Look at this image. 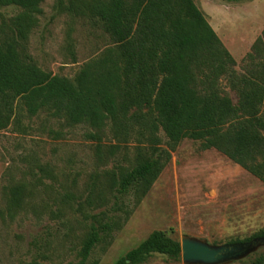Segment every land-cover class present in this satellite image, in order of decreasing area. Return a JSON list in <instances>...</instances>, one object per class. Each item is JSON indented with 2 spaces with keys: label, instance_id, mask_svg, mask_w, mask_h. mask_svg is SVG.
Here are the masks:
<instances>
[{
  "label": "rangeland",
  "instance_id": "rangeland-1",
  "mask_svg": "<svg viewBox=\"0 0 264 264\" xmlns=\"http://www.w3.org/2000/svg\"><path fill=\"white\" fill-rule=\"evenodd\" d=\"M95 0H42L25 51L44 72L73 80L112 47L90 16ZM244 74L245 60L264 31V0H194ZM23 12L0 7L10 25ZM223 91L236 103L226 78ZM20 103V102H18ZM160 137L165 142L163 133ZM147 145L101 129L71 125L48 112L18 109L0 131V264H114L154 231L210 246L232 245L264 233V184L200 142L185 140L148 195L118 194L119 182L142 160ZM23 189L19 207L15 189ZM100 241L84 258L93 230ZM264 246L226 264H250ZM146 264H184L154 255Z\"/></svg>",
  "mask_w": 264,
  "mask_h": 264
},
{
  "label": "trees",
  "instance_id": "trees-1",
  "mask_svg": "<svg viewBox=\"0 0 264 264\" xmlns=\"http://www.w3.org/2000/svg\"><path fill=\"white\" fill-rule=\"evenodd\" d=\"M41 3L0 0V7L23 10L10 25L0 22V131L19 108L71 125L110 124L117 140L151 152L121 177L120 195L146 197L185 140L200 142L203 152L216 150L264 184V31L245 58L249 69L239 74L194 0H95L90 16L112 47L70 80L44 72L26 54ZM223 78L236 103L223 91ZM22 190H14L12 205L20 206ZM260 238L264 233L232 245ZM99 241L94 229L84 258ZM154 255L178 261L180 242L154 231L114 264H146ZM250 264H264V253Z\"/></svg>",
  "mask_w": 264,
  "mask_h": 264
},
{
  "label": "water",
  "instance_id": "water-1",
  "mask_svg": "<svg viewBox=\"0 0 264 264\" xmlns=\"http://www.w3.org/2000/svg\"><path fill=\"white\" fill-rule=\"evenodd\" d=\"M180 246L184 264H226L241 260L264 246V238L255 239L248 244L213 247L206 242L184 237Z\"/></svg>",
  "mask_w": 264,
  "mask_h": 264
},
{
  "label": "crops",
  "instance_id": "crops-1",
  "mask_svg": "<svg viewBox=\"0 0 264 264\" xmlns=\"http://www.w3.org/2000/svg\"><path fill=\"white\" fill-rule=\"evenodd\" d=\"M205 15V14H204ZM206 17V16H205ZM231 54V53H230ZM210 151H215V152H217L216 150H214V149H211ZM217 153H219V152H217ZM219 154H221V153H219ZM222 155V154H221ZM222 156H224V155H222ZM225 157V156H224ZM227 158V157H226ZM228 159V158H227ZM230 162H232L230 159H228ZM233 163V162H232ZM233 164H235V163H233ZM236 165V164H235ZM238 166V165H237ZM240 167V166H239ZM244 170V169H243Z\"/></svg>",
  "mask_w": 264,
  "mask_h": 264
}]
</instances>
